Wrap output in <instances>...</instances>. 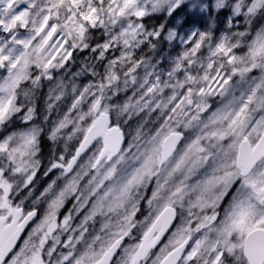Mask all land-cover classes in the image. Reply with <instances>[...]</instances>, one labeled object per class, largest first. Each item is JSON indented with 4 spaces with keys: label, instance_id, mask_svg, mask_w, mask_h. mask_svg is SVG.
I'll return each mask as SVG.
<instances>
[{
    "label": "clouds",
    "instance_id": "9594fccd",
    "mask_svg": "<svg viewBox=\"0 0 264 264\" xmlns=\"http://www.w3.org/2000/svg\"><path fill=\"white\" fill-rule=\"evenodd\" d=\"M28 11L30 48L0 62V216L23 225L0 264H264V0Z\"/></svg>",
    "mask_w": 264,
    "mask_h": 264
},
{
    "label": "snow or ice",
    "instance_id": "6c2138e0",
    "mask_svg": "<svg viewBox=\"0 0 264 264\" xmlns=\"http://www.w3.org/2000/svg\"><path fill=\"white\" fill-rule=\"evenodd\" d=\"M63 0H61V3ZM132 0H126V6L128 3H131ZM17 3H19V7H16ZM72 3L74 5H78L80 3V0H72ZM0 5H3L4 7H0V35H3L4 33H8L12 39L11 43L5 47L6 42H0V62L13 59V53L17 51V47H20L22 49H29L32 44V39H18L17 38V30L20 28L27 29L30 20H29V11H28V0H0ZM5 9H7L8 14L5 15ZM121 12H123V9H121ZM95 13V9H91L88 13H81V15L84 17L85 20L93 19V14ZM75 15V13H73ZM138 16H143V11L137 12ZM50 15L48 17H45L44 19V26H47L48 20L50 19ZM94 22V20H93ZM82 25L80 26V30H82ZM39 31H43V28L39 29ZM56 27H52V31L49 32L48 37L45 39L44 43H47V40L51 38L53 33H55ZM20 35L23 36L24 33L20 32ZM199 45H197L198 47ZM231 48H227L224 43H221L217 47V52L223 53L225 56L229 57L228 62L232 63L236 60V57L229 56V53H231ZM8 53L5 55V53ZM22 55H25V65L28 63V57L25 53H21ZM264 54V40L260 41L258 43V46L252 51L251 55L253 58H256L258 55ZM19 63V57H15V63H13V67L16 66V64ZM48 65H46L47 67ZM218 76V73H217ZM190 91V90H189ZM201 92H203V89H201ZM4 111H7V107L0 108V115L3 114ZM95 127V126H94ZM91 132L92 130L89 129ZM97 133H103L106 137V140L109 136V133L105 130L103 125L101 124L99 127H97ZM260 148L259 145L255 149L253 148H246L245 145L240 146V152L241 156L244 160L251 159L255 157L258 153V149ZM264 154V153H261ZM75 159V158H73ZM7 191V189H5ZM0 207H6V201L0 202ZM18 209H12L10 210V214L12 212H15L17 215L19 214ZM167 211V210H166ZM35 213H29L28 217H31ZM245 216L246 213L241 211L238 213V219L233 221V227H238L243 229L245 225ZM6 217L0 216V257L3 256V253L6 249L14 251L15 248L20 247V243L18 241H23V236L20 234V229L23 228V225H16V221L13 220L12 223L6 224L4 221L6 220ZM25 222H27V218L25 219ZM156 225H153V228H155ZM151 232V229L149 230ZM161 235L164 233V228H161ZM145 240H147V234L145 236ZM160 240V236H156L152 244H155L156 241ZM143 247V246H142ZM250 248L253 252H260L264 253V237H259L255 240L250 241ZM171 255V254H170ZM32 264H39V258L34 256L32 260ZM166 264H167V258H166Z\"/></svg>",
    "mask_w": 264,
    "mask_h": 264
}]
</instances>
